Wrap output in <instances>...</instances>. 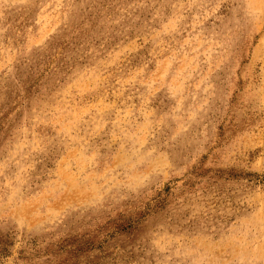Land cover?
<instances>
[{"label":"rangeland","instance_id":"obj_1","mask_svg":"<svg viewBox=\"0 0 264 264\" xmlns=\"http://www.w3.org/2000/svg\"><path fill=\"white\" fill-rule=\"evenodd\" d=\"M0 264H264V0H0Z\"/></svg>","mask_w":264,"mask_h":264}]
</instances>
